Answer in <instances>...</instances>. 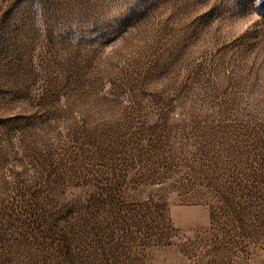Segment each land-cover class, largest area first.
<instances>
[{
  "label": "rangeland",
  "instance_id": "obj_1",
  "mask_svg": "<svg viewBox=\"0 0 264 264\" xmlns=\"http://www.w3.org/2000/svg\"><path fill=\"white\" fill-rule=\"evenodd\" d=\"M0 264H264V0H0Z\"/></svg>",
  "mask_w": 264,
  "mask_h": 264
}]
</instances>
